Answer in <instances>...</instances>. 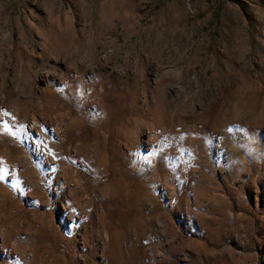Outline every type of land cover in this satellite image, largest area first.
I'll return each mask as SVG.
<instances>
[{"label": "rangeland", "instance_id": "1", "mask_svg": "<svg viewBox=\"0 0 264 264\" xmlns=\"http://www.w3.org/2000/svg\"><path fill=\"white\" fill-rule=\"evenodd\" d=\"M96 227L264 264V0H0V264H105Z\"/></svg>", "mask_w": 264, "mask_h": 264}, {"label": "bare ground", "instance_id": "2", "mask_svg": "<svg viewBox=\"0 0 264 264\" xmlns=\"http://www.w3.org/2000/svg\"><path fill=\"white\" fill-rule=\"evenodd\" d=\"M31 123H32V121H31ZM34 132H36L38 135H43L42 130H40L38 128H36L34 130ZM60 206H61V208L63 210L66 209V202L64 201V198H61V204H60ZM164 232L165 231H162V233H164ZM49 235L51 236V239L49 240V244H51V242L52 243H56V244H58V243L62 244V246H60V248H59L58 255L61 258H65L67 256V253H68L66 251V249H67L66 247L70 243V237H65L64 235H61L60 236V235H58L55 232H51V233L48 234V236ZM116 235H118V237L117 238H114V240L112 242L113 247L111 248L110 247V244H109L110 235L108 233V230L107 229L99 230L96 227L94 229V231L90 233L89 239H86L85 237H81L80 238L81 239V242L80 243H81L82 246H86L87 243H90L93 247H95L97 249V252H98V255H99L100 260L103 263H105V264H109L108 257H109L110 251H111L112 258H122L124 260V263L125 264H136L135 263L136 254L135 253L132 254L131 252H129L127 250V248H129L128 246H131L132 245V242H133V232L126 233V234H120V233H118ZM2 238H3V236H2V233H1V229H0V243L2 242ZM24 242L26 244L25 246H26L27 251L28 252L30 251L31 256L33 258L34 257V253H33V249H34L33 243L36 242V237L33 234H31L30 236H28L27 238H25ZM117 247L120 248V249H123L122 252L119 254V256L116 255V253H115V250L117 249ZM168 247L174 248L178 252V254L181 253L180 243H179V241H178V239H177L176 236H173L172 237V239H171L170 244L168 245ZM159 249L160 250H163L161 244L159 245ZM126 250H127V252H126ZM161 255L164 256V253H162ZM68 256L71 259L74 258L73 256H71L69 254H68ZM81 256H79L76 259V260H78V262L80 260L81 261H84V258L81 257ZM151 256H152V254H149V257H151ZM149 257H147V258H149ZM30 259H31V257H30ZM25 260H27V264H30L31 263L30 260H29V258H25ZM137 264H150V263L148 262L147 259H144L141 262H137Z\"/></svg>", "mask_w": 264, "mask_h": 264}]
</instances>
